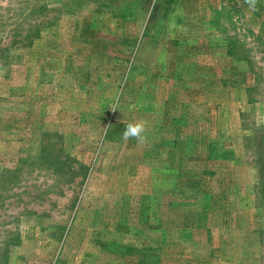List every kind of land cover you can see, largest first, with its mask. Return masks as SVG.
Segmentation results:
<instances>
[{
    "label": "rangeland",
    "instance_id": "1",
    "mask_svg": "<svg viewBox=\"0 0 264 264\" xmlns=\"http://www.w3.org/2000/svg\"><path fill=\"white\" fill-rule=\"evenodd\" d=\"M258 116L264 0H0V264H264Z\"/></svg>",
    "mask_w": 264,
    "mask_h": 264
},
{
    "label": "clouds",
    "instance_id": "2",
    "mask_svg": "<svg viewBox=\"0 0 264 264\" xmlns=\"http://www.w3.org/2000/svg\"><path fill=\"white\" fill-rule=\"evenodd\" d=\"M244 2L248 5L250 9H255L259 0H244ZM113 110L117 109L116 107H112ZM264 123V116H258L257 118V126H260ZM147 125L143 120L140 121H131L126 123V127L123 130V139H135L139 142H144L147 140Z\"/></svg>",
    "mask_w": 264,
    "mask_h": 264
}]
</instances>
